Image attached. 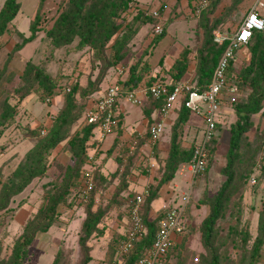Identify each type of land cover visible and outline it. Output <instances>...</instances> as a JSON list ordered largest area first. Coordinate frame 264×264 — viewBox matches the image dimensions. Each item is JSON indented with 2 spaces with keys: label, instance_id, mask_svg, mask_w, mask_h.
I'll return each mask as SVG.
<instances>
[{
  "label": "rangeland",
  "instance_id": "1",
  "mask_svg": "<svg viewBox=\"0 0 264 264\" xmlns=\"http://www.w3.org/2000/svg\"><path fill=\"white\" fill-rule=\"evenodd\" d=\"M18 1L21 4V9L13 24H10L8 34L4 38H0V112L6 97L16 107L14 122L2 130L0 137V147L4 148L3 155H0V189L2 183L12 177L14 170L36 143V139L30 138L26 134V130L33 128L42 130L44 125L42 123L46 122L47 117H49L47 111L60 107L62 98L66 93L64 90L70 87L76 79H80L84 84L88 78L95 79L106 66L104 60L99 58L93 49L89 47L78 49L79 39L60 49L51 44L44 30L49 28L58 16L60 0H43L41 6L42 21L40 24L43 30L39 32L36 40L28 43L20 50L16 49L17 45L22 42L24 35L30 34V24L40 3V0ZM137 1L147 2V7L150 10L156 9L158 4L157 0ZM256 1L211 0V5L207 10L213 9L210 16L212 20L227 15L225 22L216 28L214 32H221L229 36L234 34ZM4 2L5 0H0V10ZM157 9L161 13V19H157V21H138L134 24L133 17L136 12H134L133 7L128 10L123 18L119 19V23L123 26L133 23L134 27L139 29V32L128 45L125 59L116 67L111 68L108 80L104 81L103 86H106L110 80L111 84L116 82L119 68L126 70L125 78L129 77V70L132 66L143 77L140 81V88L142 89H145L154 81L175 84L177 82L173 78L172 67L185 48L190 49V63L182 80H188L196 76L198 50L204 43L203 30L199 26L200 15L195 13L193 5H189L185 11L181 0H164V4ZM259 12L264 18V6L259 9ZM159 23L165 27V32L160 41L154 45L152 44L155 37L154 31ZM111 55L112 52L108 49L106 56ZM238 55L237 71L250 62V52L246 47L239 51ZM29 59L38 65L45 66L47 71L60 84L61 90L57 94L61 96L56 95L53 97L51 104L44 103L43 95L37 91L23 100H19L18 97L12 94L13 88L20 82L25 62ZM248 93L249 91L246 90L233 96L225 95L223 97L218 118V139L214 144L216 151L209 170L205 174L195 177L198 182L194 186L190 183L185 186L180 184L178 189L175 185L169 190H163L150 206L146 202L144 203L142 217L151 222L155 221L156 226H158V221H160L167 208L183 203L184 194L190 195L186 211L187 224H190L189 231L184 236L182 234L181 237L177 238L176 245L171 248L170 254L163 264H203V258L216 252V246H211L208 249L202 241L201 223L210 211L209 206L203 203V199L205 196H214L225 180L222 169L227 162L231 136L230 127L237 120L234 104L242 97L247 96ZM93 98L97 99L98 97L94 96ZM177 103L180 106L179 102H176L174 106ZM121 104H123L121 108L125 110L123 121L126 128L123 134L129 135L135 128L139 127L140 121L144 117L143 109L139 105L128 102L125 95L121 97ZM84 115L85 111L82 117L71 127L66 141L76 130L85 125ZM178 115L179 108L173 111L170 118L171 123L165 126L161 146L156 144L153 147L152 145L153 153L150 151L146 154H143V152L141 154L135 153L132 159L130 169L133 165L135 169L138 166L145 169V175L149 179L155 177L154 181L148 183L147 186L157 185L163 175L169 150L168 143L171 140ZM253 121L254 127L247 133L248 146L245 148V153L249 156L256 154L259 161L252 176L244 183L241 191L237 194L242 196L241 205L239 206L241 219L235 220L228 215L218 223L219 239L217 244L221 245L216 249L224 257L223 264H246L248 261L247 252L241 249L240 246H236L232 239L227 240L230 227L236 226L239 230L248 228L251 234V241L247 246L248 252L253 239L258 234L259 208L264 199V172L261 168V158L264 156V108L259 114L253 116ZM204 129L205 123L202 115L192 111L188 123L179 128L182 144L185 147L192 145L199 135H203ZM96 135H98V131ZM66 141L60 144L61 148L58 152H56V149L53 151L50 158L51 166L46 176L35 179L21 194L15 196L10 204L11 210L0 212V264H7L14 243L23 232L25 224L36 215L39 208L46 202L48 194L54 190L49 183L51 181L57 182L59 170L56 169V165L59 163L65 165L70 162L72 150ZM117 148L116 146L111 153L105 152L103 155L101 162L108 170L106 171L107 175L103 174L102 180L100 178L97 206L108 209L101 227L105 222H107L109 229L116 225L114 218L115 215H118L123 224H126L124 225L126 228L122 229V231H125L127 220L130 221V208L133 200L129 199V195L131 194V197H133L134 194L141 193L140 191H143L146 184H141L138 188L134 187L127 193L121 192L118 194V200H124L125 203L116 204L114 202L113 198L116 197L118 186L123 178V173H116L120 167L117 159L119 149ZM141 155H144V157L141 158ZM139 172L143 174V171ZM130 173L133 174L134 169ZM135 173L137 174V171ZM186 175L190 176V173H186ZM181 178L182 176L177 174L172 181H180ZM128 180L129 177L127 178V185ZM86 204L81 200L79 194L76 197L70 196L66 202L60 204L58 218L53 226L46 233H38L29 247L27 264H52L54 257L60 250L63 252L60 264H80L81 251L78 239L85 218ZM128 226L130 227V223ZM114 230L113 228L111 231H104V233L94 236L90 240L92 260L89 264H125V256L118 253V244L126 234L123 236L122 232L115 233ZM257 264H264V247Z\"/></svg>",
  "mask_w": 264,
  "mask_h": 264
},
{
  "label": "trees",
  "instance_id": "2",
  "mask_svg": "<svg viewBox=\"0 0 264 264\" xmlns=\"http://www.w3.org/2000/svg\"><path fill=\"white\" fill-rule=\"evenodd\" d=\"M208 1V6L200 13L199 26L203 30L204 43L198 50V62L195 69L196 76L188 79L191 82H196L200 91H204L208 88L212 81L217 63L230 44V40L228 39L223 43L215 41L214 30L225 22L227 15L212 20L210 16L213 9L207 10L211 5V0ZM42 3L43 0H40L37 12L31 21L30 34L27 36L23 34V40L17 45L16 49L20 50L28 43L36 40L39 32L43 30L40 26L42 21ZM194 3L195 11L197 0H195ZM131 7H133L135 10L134 12H136L133 17L134 24L138 21H157V18L146 13L149 7H139L136 4V0H60L58 16L53 20L51 26L44 30L51 44L55 48L60 49L72 44L76 39H79L77 45L78 49H83L85 47L93 49L96 55L104 60L106 66L102 72H99L95 79L88 78L85 84L82 83L80 79H76L69 87V91L65 89L64 91L66 93L62 98V105L58 110L54 109L47 111L49 117H47L46 122L42 123V125L44 124L42 130L39 128L26 130V134L30 138L36 139V143L14 170L12 177L8 181L2 183L0 189V212L11 210L10 204L15 196L21 194L35 179H41L46 176L51 166L50 158L53 151L67 140L69 137L68 133L73 124L82 117L87 107L96 100L91 97L102 90V82L106 78L109 70L116 67L125 59L128 45L139 32V29L135 28L133 23H128L124 26L119 23V19L123 18ZM20 9L21 4L18 0H5L0 10V38L9 32L10 24L13 23L17 17ZM164 32L165 27H163V32L161 34L155 33L152 44H157ZM245 47L250 52V62L237 71L236 65L238 59H231L226 71L227 82L237 85L238 93L246 90H248L249 93L234 104L237 120L230 127L231 136L227 152V162L222 169L225 180L214 196H205L203 199V203L209 206L210 211L203 219L200 230L203 244L208 249L211 246H216L217 248L221 245L217 244L219 239L218 223L221 219L226 218L228 215L235 220L241 219V210L239 206L241 205L242 196H238L237 194L241 191L244 183L252 176L259 161L256 158V154L252 156L247 155L245 153V148L248 146L247 133L254 127L253 116L259 114L264 108V30L254 32L248 43L240 50L236 51L237 58L239 56V51ZM108 49L112 52L111 56H106V51ZM189 55L190 49H183L180 53V57L176 59L172 67L173 78L177 83L182 81V78L188 71L190 63ZM129 72V77L126 78V70H124L122 74L118 72V79L116 81L121 84V97L128 91L137 90L141 87L140 81L143 78L142 75H140L133 66L130 68ZM154 82L150 83L145 89L149 88ZM175 84H167L169 92L173 91ZM59 86L60 84L56 78L47 71L45 66L38 65L33 62V60L29 59L25 62L20 76V82L13 88L12 94L18 97L19 100H23L37 91L43 95L42 99L44 103L51 104L52 98L56 95H60L57 94L58 91L61 90ZM147 98L148 104H144L142 100L139 106H144L143 113L148 119V130L145 135L137 137H135V130L133 131L132 137L130 138L131 146L136 142V146L133 150L128 146H124L125 143L122 141L126 126L123 121L125 110L120 108L121 99L116 101L115 104L118 111V123L111 134L102 136L99 123L87 124L85 123L84 117L83 120L85 125L76 130L73 135L70 136L69 140L66 141L72 150L70 162L65 165L60 163L56 165V169L59 170L57 174L58 177L56 176L57 182L51 181L49 183L54 190L48 194L46 202L39 208L36 215L25 224L23 232L14 243L7 264H27L26 260L29 257V247L33 243L35 237L38 233L48 232L53 226L58 218V208L60 204L66 202L70 196L76 197L77 194H79L81 173L84 168L90 165L94 168L95 185L90 192L89 201L85 207V218L80 228L78 242L81 251L80 264H89L91 262L92 248L89 242L94 236L104 233L105 226L101 227V223L108 211L107 208L97 206L99 202L97 198L98 186L100 178L102 180L104 177L100 167H98V160L102 161V159H100L102 154L105 152L111 153L116 146L118 147L119 155L117 159L120 163V167L117 169L116 173H123V178L118 186L116 197L113 199L116 204L125 203L126 201L124 200H118V194L126 191L128 188L127 178L130 175L132 159L141 146L148 141L150 137L149 128L151 124L160 117V111L166 103L167 95L165 94L159 98H155L149 93ZM222 102L223 100L221 104ZM179 103V115L175 124L176 126L172 132L163 175L159 183L153 187H145V189L149 190L146 195H144L145 189L141 193L134 194L133 197H131V194L129 195V199H133L132 206L137 195H144V202L140 210L141 216L143 215L142 208L144 203L146 202V204L150 206L159 196L161 188L174 179L180 167L184 164H188L193 159L195 155V145L202 139L200 138L197 142L194 141V143L188 147L182 144L179 128L188 123L192 111L185 106L184 102L181 101ZM15 115L16 107L12 105L8 97H6L2 103V111L0 112V137L2 130L14 122ZM170 116L171 113L169 119ZM218 118L219 114L217 115L215 137L208 144L210 153L209 164L204 173L195 177L205 174L209 170L211 161L213 160L216 151L214 144L218 139ZM44 129H46L45 132H43ZM97 131L98 135H96ZM114 133L115 139L112 146L103 153L100 150L102 141ZM151 149L153 150L152 146ZM3 150L4 148L0 147V155L3 153ZM261 163V168L264 172V156L261 158ZM122 167L123 169H121ZM195 177L193 178L196 179ZM187 204L188 203H186L185 206L186 216ZM170 208L171 207L164 211L162 218ZM142 218L145 224L146 234L135 243L134 249L125 256V264H136L137 260L152 246L158 231L160 221H158V226H156L157 223L155 221L151 222L144 217ZM258 220V234L253 239L249 252L247 246L251 241V234L248 228L239 230L236 226H232L229 229L227 240L229 241L232 239L236 246H240L241 249L247 252L246 256L248 261L246 264H257L264 247V199L259 208ZM189 228L190 224H187L183 236L188 233ZM173 246H171V248ZM216 248L215 253L202 259L203 264H223L224 257ZM170 250L163 258L164 262L167 260ZM62 257L63 252L60 250L54 257L52 264H60Z\"/></svg>",
  "mask_w": 264,
  "mask_h": 264
},
{
  "label": "built area",
  "instance_id": "3",
  "mask_svg": "<svg viewBox=\"0 0 264 264\" xmlns=\"http://www.w3.org/2000/svg\"><path fill=\"white\" fill-rule=\"evenodd\" d=\"M208 0H197L195 13L200 15L201 11L208 6ZM264 6V0H257L254 6L248 11L242 24L232 35H225L221 32H214L215 41L223 43L230 40V44L224 55L221 57L214 70L212 81L208 88L200 91L196 82L182 80L175 84L172 92H169L167 84L162 81H156L149 88L144 89V93H149L159 98L167 95L165 105L160 111V117L155 120L149 128L148 143L152 146L158 144L165 130V125L169 119L170 112L176 102H184L185 106L191 111H196L202 115L205 123V129L202 139L195 145V155L193 159L182 166L183 171L189 172L193 177L204 173L208 164L210 153L208 150L209 142L215 137L217 115L220 112L221 101L225 95L238 94V87L235 84L228 83L226 80V71L229 61L237 60L236 51L240 50L252 38L255 31L264 30V18L260 14L259 9ZM147 14L161 19L159 9H147ZM156 34L163 32V25L157 24L155 27ZM124 68H119V74L124 73ZM70 90L69 87L66 88ZM142 90H131L125 94L128 102L134 105L142 103ZM121 84L117 81L111 84L105 92L99 96L93 103L87 107L85 111V123H99L102 136L113 133L118 123L116 101L121 99ZM119 107V106H118ZM204 109V110H203ZM46 129L43 130L45 132ZM136 142L132 144V150L135 148ZM151 153L152 149L150 150ZM91 159V158H90ZM90 162V161H89ZM81 184L79 187V196L84 203L89 201V195L95 185L94 168L88 166L81 173ZM144 195L149 190L145 189ZM144 195H137L135 202L130 211V227L125 237L118 244V253L126 256L134 249L135 243L142 239L146 234V228L141 216L140 210L144 202ZM189 194L183 197V203L178 206L171 207L165 216L159 222V228L152 243L145 253L137 260L136 264H163V258L168 254L171 246L176 244L178 237H181L187 227V216L185 214V206L189 201Z\"/></svg>",
  "mask_w": 264,
  "mask_h": 264
},
{
  "label": "crops",
  "instance_id": "4",
  "mask_svg": "<svg viewBox=\"0 0 264 264\" xmlns=\"http://www.w3.org/2000/svg\"><path fill=\"white\" fill-rule=\"evenodd\" d=\"M158 1V4H157V8L159 7V6H161V5H163L164 4V0H157ZM194 1L195 0H181V2H182V5L184 6V9H185V11L187 10L186 8L189 6V5H193L194 6ZM136 4L139 6V7H143V8H146L147 6H148V3L146 2H139V1H137L136 0ZM156 8V9H157ZM11 24H13V23H11ZM6 34H8V33H6ZM6 34L2 37V38H4L5 36H6ZM24 48V47H23ZM110 71H111V69L109 70V72H108V74H107V76H106V78L104 79V81L107 79L108 80V76H109V74H110ZM116 71H117V69H116ZM104 81L102 82V85H101V87H102V90L100 91V92H97V93H95L91 98H93L94 96H96V97H99V96H101L102 94H103V91L109 86V85H111V80L110 81H108V84L106 85V86H103V83H104ZM103 87H105V88H103ZM137 90H142V92H141V98H142V100H143V103L144 104H148V98H147V95L144 93V89H142V88H139V89H137ZM62 102H63V100H62ZM121 102V101H120ZM61 105H62V103H61ZM60 105V106H61ZM122 105L123 104H121L120 103V108L122 107ZM178 103L173 107V109H172V111H171V116H172V113H173V111H176V109L178 108ZM141 107H142V109H143V111H144V106H142L141 105ZM122 110H123V108H121ZM57 110H58V108H57ZM143 115H144V113H143ZM154 115H155V113H154ZM171 116H170V118H171ZM147 121H148V119L144 116L142 119H141V121H140V125H139V127H137V128H135V137H137V136H142V135H145L146 134V131L148 130V125H147ZM169 123H171V120L169 119V121H168V124ZM134 131V130H133ZM133 131L129 134V135H126V134H123V136H122V138H123V143H125V145L124 146H128V147H130V149H132V146L130 145V138L132 137L131 135L133 134ZM98 137V136H97ZM99 138V137H98ZM200 138H202V135L200 136H198L197 137V139H196V142L197 141H199L200 140ZM114 139H115V135H111V136H108V137H106L103 141H102V143H101V146H100V150L104 153L105 151H107L111 146H112V144H113V142H114ZM160 146L162 145V143H161V140H160V142L158 143ZM130 145V146H129ZM170 145V142L168 143V146ZM61 148V146H59V148L58 149H56V152H58V150ZM151 146H150V144L148 143V141L147 142H145L142 146H141V148L139 149V151L137 152V153H142L143 152V154H146L147 152H149L151 149ZM139 154V155H140ZM3 155V154H2ZM103 155L104 154H102V156H101V158L100 159H102L103 158ZM144 157V155H141V158H143ZM123 164H126V163H123ZM183 166V165H182ZM182 166L180 167V169L178 170V172H177V174H179L180 176H182V178L180 179V181H172L171 183L169 182V184L167 185V186H163L162 188H161V190H160V192H159V195L162 193V191L163 190H169L170 188H172V187H174L175 185H176V189H178V188H180V184H182V185H187L188 183H190V184H193V186L198 182V180L197 179H194L193 177H192V175L190 174V176H187L186 175V173H189V172H185V173H182L183 171H182ZM98 167H100V169H101V171H102V173L104 174V175H107V173H106V171L108 170L107 169V167L105 166V165H102V162H101V160L99 161L98 160ZM133 167H135L134 165H133ZM132 167V169H130V172H131V170H133L134 169V173L133 174H131L130 173V175L131 176H129V180H128V188H127V190L126 191H124L123 193H127V192H129L130 190H132V188H134V187H140V185L141 184H143V185H145V187H147V184L148 183H151V182H153L154 181V176L151 178V179H149L146 175H145V169H143V168H140V167H138L137 166V169H135V168H133ZM121 169H123V167L121 168ZM135 171H137V174L135 173ZM139 171H143V174H141ZM176 174V175H177ZM176 177V176H175ZM174 177V178H175ZM179 180V179H178ZM136 182H138V183H136ZM145 187L143 188V190L145 189ZM175 189V188H174ZM140 192H142V191H140ZM113 219V218H112ZM114 221H115V223H117L116 225H113V227H111L110 229L108 228V225H107V222H105L104 224H103V226H105V232L106 231H111V230H113V228L115 229L114 231H115V233H119V232H122V234H123V236H124V234H126V232L128 231V229H129V226H128V224L130 223V221H128L127 220V229L125 230V231H122V229L125 227L126 228V226H124V225H126V224H123V222H122V220H120L119 219V217H118V215H115V218H114ZM102 226V227H103Z\"/></svg>",
  "mask_w": 264,
  "mask_h": 264
}]
</instances>
